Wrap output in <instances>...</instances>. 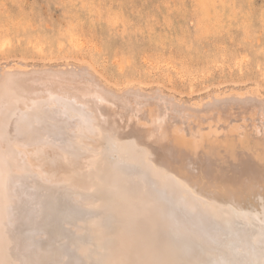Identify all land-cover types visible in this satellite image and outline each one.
<instances>
[{
    "label": "bare ground",
    "instance_id": "6f19581e",
    "mask_svg": "<svg viewBox=\"0 0 264 264\" xmlns=\"http://www.w3.org/2000/svg\"><path fill=\"white\" fill-rule=\"evenodd\" d=\"M19 65L0 77V264H264V97Z\"/></svg>",
    "mask_w": 264,
    "mask_h": 264
},
{
    "label": "rangeland",
    "instance_id": "374dc122",
    "mask_svg": "<svg viewBox=\"0 0 264 264\" xmlns=\"http://www.w3.org/2000/svg\"><path fill=\"white\" fill-rule=\"evenodd\" d=\"M18 65L89 66L112 93L186 104L263 98L264 0H0V77Z\"/></svg>",
    "mask_w": 264,
    "mask_h": 264
}]
</instances>
